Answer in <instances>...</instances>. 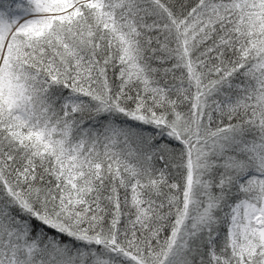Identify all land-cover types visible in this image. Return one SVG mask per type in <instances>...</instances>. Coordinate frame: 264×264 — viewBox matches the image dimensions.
<instances>
[{"label":"snow or ice","instance_id":"1","mask_svg":"<svg viewBox=\"0 0 264 264\" xmlns=\"http://www.w3.org/2000/svg\"><path fill=\"white\" fill-rule=\"evenodd\" d=\"M0 264H264V0H0Z\"/></svg>","mask_w":264,"mask_h":264}]
</instances>
